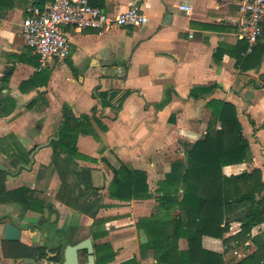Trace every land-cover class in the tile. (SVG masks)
Here are the masks:
<instances>
[{"label":"crops","instance_id":"1","mask_svg":"<svg viewBox=\"0 0 264 264\" xmlns=\"http://www.w3.org/2000/svg\"><path fill=\"white\" fill-rule=\"evenodd\" d=\"M243 1L88 0L114 15L138 7L148 22L138 29L125 26L102 32L66 28L70 39L68 57L48 60L44 65L22 37V21L36 7L37 0H8V7L0 10V96H12L17 103L10 116L0 118V124L8 128L9 137L21 142L26 161L29 151L39 144L33 170L46 166L59 175V169H64L60 162L66 154L60 153L57 165L51 161L52 142L57 139L66 104L76 118L91 115L96 108V117L108 128L102 132L93 123L99 140L91 136L77 139L78 153L95 163L73 161L90 171L93 188H98L105 168L111 174L102 188L108 198L112 169L124 164L146 174L150 199L119 202L109 198L115 204L134 207L131 231L113 246L114 258L117 253L118 257L129 254L135 264H158L153 251H142L146 236L136 223L157 212L159 183L170 172L171 164L184 161L186 151L205 134L211 101L235 106L249 143V160L224 167L223 174L230 177L258 169L264 184V51L257 68L237 64V58L246 55L240 38ZM29 80L32 82L22 85ZM197 89L212 90L193 98L191 93ZM109 91L131 94L120 110L102 109L98 94ZM167 96L169 101L158 108ZM30 127L34 130L29 135ZM49 138L54 139L47 144ZM98 220L96 217L91 225L96 226ZM256 228L252 236L264 233V223ZM238 231L236 226L227 236ZM248 244L252 245L250 240L244 249L248 250ZM178 246L185 249V239Z\"/></svg>","mask_w":264,"mask_h":264},{"label":"trees","instance_id":"2","mask_svg":"<svg viewBox=\"0 0 264 264\" xmlns=\"http://www.w3.org/2000/svg\"><path fill=\"white\" fill-rule=\"evenodd\" d=\"M6 1L8 0H0V10L8 7ZM53 1L37 0L36 7L42 9L46 3ZM91 5L102 8V5ZM261 26L262 33L252 53L237 58V64L241 68H245L246 64L255 68L260 66L264 51V18ZM242 43L244 52L247 44L245 41ZM30 82L32 80L22 85ZM211 90L197 89L191 95L196 98ZM130 94L129 91L100 93V106L102 109L118 111ZM168 101L169 96L157 107H163ZM16 106V100L12 96H0V118L10 116ZM208 106L211 118L205 134L186 151L184 161L176 160L171 164L170 172L159 183L156 190L157 212L140 218L136 223V228L146 236L142 251H153L158 264H228L225 256L250 240L255 250L237 261L228 260L229 264H264V233L252 236V229L264 223V184L261 173L258 169H253L236 176L227 177L223 174L224 167L243 164L249 160V143L242 133L234 105L211 101ZM96 113L97 109L93 108L91 115L84 114L76 118L71 108L63 105L57 139L52 142L53 165L60 162V153L72 160L82 159L95 163L94 159L78 153L76 143L79 136H91L99 140L93 123L102 132L107 131V126L96 117ZM64 160L66 159L60 163L63 164ZM75 173L85 184L86 191L96 192L89 170ZM107 191L110 199L119 202L147 200L152 197L146 174L124 164L118 169H112V179ZM98 207L97 202H89L85 211L94 218ZM103 223V220L96 222L100 227ZM236 226L239 231L227 236ZM92 234L94 239H98L107 233L101 229ZM181 239L186 241V248L183 250L178 246ZM96 251L98 264H108L114 260L115 254L108 243L98 245ZM135 263L132 259L120 264Z\"/></svg>","mask_w":264,"mask_h":264},{"label":"flooded vegetation","instance_id":"3","mask_svg":"<svg viewBox=\"0 0 264 264\" xmlns=\"http://www.w3.org/2000/svg\"><path fill=\"white\" fill-rule=\"evenodd\" d=\"M8 136L0 138V261H12L15 264H64L67 247L82 243L83 247L76 251L75 260L77 264H89V239L94 264H98V242L92 233L97 232L99 226L89 225L82 218L86 214L82 212L80 215L71 206L73 198L80 194L70 192L67 194L68 199L64 200L65 190L60 194L63 180L56 172L59 178L57 187L54 189L52 182L47 186L48 190L55 191L54 197L50 199L48 196L52 194L45 192L41 186L50 168L41 166L33 170L34 156L39 146L29 151L26 161L22 155L21 142L12 137V141H6ZM53 139L49 138L46 143L50 144ZM56 173L49 175L50 181ZM61 207L66 211L62 212ZM7 225L17 231L16 239H4Z\"/></svg>","mask_w":264,"mask_h":264},{"label":"built area","instance_id":"4","mask_svg":"<svg viewBox=\"0 0 264 264\" xmlns=\"http://www.w3.org/2000/svg\"><path fill=\"white\" fill-rule=\"evenodd\" d=\"M242 12L240 38L247 44L246 54H251L262 33L264 0H244ZM147 22V16L138 7L114 15L92 6L88 0H54L42 9H31L22 21V37L26 47L44 65L48 60L62 61L68 57L70 39L66 28L102 32L125 26L138 29Z\"/></svg>","mask_w":264,"mask_h":264},{"label":"rangeland","instance_id":"5","mask_svg":"<svg viewBox=\"0 0 264 264\" xmlns=\"http://www.w3.org/2000/svg\"><path fill=\"white\" fill-rule=\"evenodd\" d=\"M53 64V63H52ZM65 75V74H63ZM21 114V113H20ZM34 123V122H33ZM31 124V123H30ZM33 127V126H32ZM30 127V129L28 130L29 135L33 133V128ZM7 134H10L8 131V128L6 126H1L0 124V138L2 136H5ZM54 134V133H53ZM52 134V136H53ZM6 141L8 140L9 142L12 141L11 137H6L5 139ZM45 143V142H43ZM39 145V144H38ZM9 147L10 144H9ZM10 150V148H9ZM66 160L63 161V168L64 169H59V175L60 178H62L64 184L62 185V190H60V194L64 192L66 193V196L64 197L67 198V194H70V192L74 193V194H80L77 198H73V201L71 202V206L75 209V211L82 213L85 215L83 216V220L87 221L89 225H91L93 222L95 223L96 217L99 218L100 220H103L104 223L101 224V228L103 230H105L107 232V234L103 237H100L97 239L98 245H102L104 243H108L111 247V249H113V246H117L118 242L120 243V239L121 236H125L128 234L129 231H131L132 228V210H134V207L131 206L130 204H115L113 202L110 201V199L107 197L106 195V191L105 188L102 189L103 187L107 186V179H110L111 174H110V170L108 169H103V172H101L103 178H100L99 182H98V188L96 189V192L93 191H86L85 189V184L82 183L81 178H79L75 172H82L84 173L86 168L84 167V164H81L84 168H82V166L80 165V163H77L75 161H73L69 156L64 157ZM36 162V161H35ZM36 165V163H35ZM81 166V167H79ZM49 171H48V176L45 179L44 183L41 184L42 189L47 192L49 191L52 195L48 196L51 198L54 197V189L57 187L58 185V175H54L53 176V180L50 181V177L51 173L53 172V170L51 169V167H49ZM81 168V169H80ZM36 170V169H35ZM34 170V171H35ZM75 173V174H74ZM47 174V173H46ZM83 176H85L83 174ZM43 175H41L40 178H42ZM64 177V179H63ZM66 181V182H65ZM51 183V186H53L54 189L48 190L47 186ZM82 186V188H81ZM66 187V188H64ZM64 188V189H63ZM68 199V198H67ZM70 200V199H69ZM57 201V200H56ZM89 202L92 203H96L99 205L98 209L96 210L95 213V218H92V214L89 213L87 214V212L85 211V209H87V206L89 205ZM102 204V205H101ZM132 208V209H131ZM61 211L65 212L66 209H64L63 207H61ZM93 212L95 211V209L93 208L92 210ZM81 215V214H80ZM81 220V218H79ZM257 226H255L252 229L253 234H256V228ZM236 228V227H234ZM100 229V226H99ZM248 242V241H246ZM245 243L239 247H237L235 249V251L237 252V254L234 255L233 252H231L228 256H226L227 260L230 261H234L236 258L238 257H245L247 254H250L251 252H253L255 249H253L254 247L252 245H247L249 248L244 249ZM118 253H117V258H114L113 263H122L125 261L129 260L130 255H121L120 257H118ZM228 261V262H230ZM0 264H15V262L12 261H0ZM111 264V263H110Z\"/></svg>","mask_w":264,"mask_h":264},{"label":"water","instance_id":"6","mask_svg":"<svg viewBox=\"0 0 264 264\" xmlns=\"http://www.w3.org/2000/svg\"><path fill=\"white\" fill-rule=\"evenodd\" d=\"M262 80L264 81V76L262 77ZM93 95L96 96L95 91L93 92ZM0 168H2L0 166ZM18 237L17 235V231L14 230L11 226L7 225L6 226V230H5V234H4V239H16ZM87 244H88V250L90 252V256H89V264H94V258L91 255L93 252L92 249V245L90 240H87ZM83 247V244H78L74 247H67L66 249V261L64 262V264H77L76 260H75V256H76V251L77 249Z\"/></svg>","mask_w":264,"mask_h":264}]
</instances>
